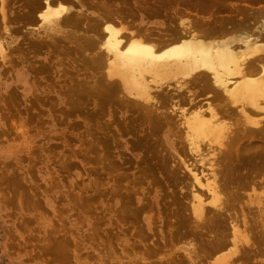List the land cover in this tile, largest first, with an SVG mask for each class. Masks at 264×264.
Segmentation results:
<instances>
[{
  "label": "bare ground",
  "instance_id": "obj_1",
  "mask_svg": "<svg viewBox=\"0 0 264 264\" xmlns=\"http://www.w3.org/2000/svg\"><path fill=\"white\" fill-rule=\"evenodd\" d=\"M59 7L52 12L30 0L31 14L42 12L43 23H58L64 12ZM61 21L72 25L74 19ZM104 31L91 43L55 36L48 47L62 55L92 48L84 62L96 80L75 85L83 90L74 102L85 105L95 96L130 115L124 128L135 136L142 172L162 177L173 190L176 221L170 229L198 243L184 250L188 264H252L264 258V204L242 194L245 171L264 168V12L243 19L178 22L153 31L145 27L128 35L111 27ZM108 123L100 128L95 158L101 173V240L108 245V230L123 225L129 236L125 245L136 249L155 237L154 232L147 235L153 231L147 215H160L159 196L140 193L135 184L141 181L129 177L120 162L129 150L125 132L116 121ZM181 167L189 183L177 176ZM231 190L233 200L220 203ZM237 199L246 201L235 205ZM251 204L256 205L246 206ZM60 245L51 249L57 255L66 252Z\"/></svg>",
  "mask_w": 264,
  "mask_h": 264
},
{
  "label": "rangeland",
  "instance_id": "obj_2",
  "mask_svg": "<svg viewBox=\"0 0 264 264\" xmlns=\"http://www.w3.org/2000/svg\"><path fill=\"white\" fill-rule=\"evenodd\" d=\"M38 1L52 12L64 7L58 23H43L42 12L31 14L30 0H5L0 12V264H188L184 250L198 243L170 229L176 221L173 190L162 177L142 172L134 152L135 136L124 128L130 115L120 112L113 101L95 96L76 105L83 88L75 85L96 80L84 62L92 48L62 55L48 45L55 36L67 35L91 43L105 27L128 35L178 22L243 19L264 12V0ZM67 16L73 17L72 25L61 21ZM110 120L125 132L129 150L120 162L126 164L129 177L141 181L135 184L140 193L159 196L160 215H147L153 230L147 235L154 232L155 237L136 249L125 245L129 236L123 225L112 233L108 230V245L101 240V173L95 161L100 128ZM245 173L242 194L263 205L264 168H248ZM177 176L190 182L182 167ZM232 192L223 194L220 203L232 201ZM245 201L237 199L235 205ZM60 244L66 255L51 250ZM170 258L173 261H167ZM260 259L255 262H264Z\"/></svg>",
  "mask_w": 264,
  "mask_h": 264
}]
</instances>
